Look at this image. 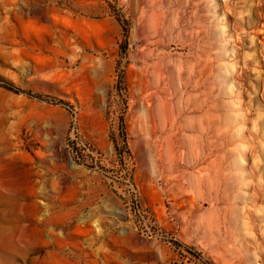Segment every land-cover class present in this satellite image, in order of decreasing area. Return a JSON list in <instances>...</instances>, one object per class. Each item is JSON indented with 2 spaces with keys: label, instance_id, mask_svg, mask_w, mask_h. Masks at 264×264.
I'll list each match as a JSON object with an SVG mask.
<instances>
[{
  "label": "rangeland",
  "instance_id": "1",
  "mask_svg": "<svg viewBox=\"0 0 264 264\" xmlns=\"http://www.w3.org/2000/svg\"><path fill=\"white\" fill-rule=\"evenodd\" d=\"M0 264H264V0H0Z\"/></svg>",
  "mask_w": 264,
  "mask_h": 264
},
{
  "label": "bare ground",
  "instance_id": "2",
  "mask_svg": "<svg viewBox=\"0 0 264 264\" xmlns=\"http://www.w3.org/2000/svg\"><path fill=\"white\" fill-rule=\"evenodd\" d=\"M14 184H16V183H14Z\"/></svg>",
  "mask_w": 264,
  "mask_h": 264
}]
</instances>
